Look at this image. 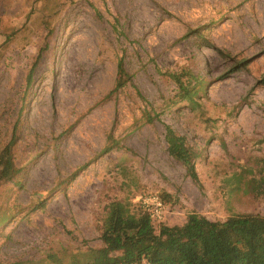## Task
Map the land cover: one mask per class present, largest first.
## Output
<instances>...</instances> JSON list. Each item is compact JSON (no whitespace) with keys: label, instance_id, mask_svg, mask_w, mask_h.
<instances>
[{"label":"rangeland","instance_id":"rangeland-1","mask_svg":"<svg viewBox=\"0 0 264 264\" xmlns=\"http://www.w3.org/2000/svg\"><path fill=\"white\" fill-rule=\"evenodd\" d=\"M120 59L133 87L112 92ZM182 73L202 81L193 105L170 104ZM263 81L264 0H0V153L15 127L18 169L0 185V263L100 247L114 200L165 198L155 228L264 216V193L242 185L264 157Z\"/></svg>","mask_w":264,"mask_h":264},{"label":"trees","instance_id":"trees-1","mask_svg":"<svg viewBox=\"0 0 264 264\" xmlns=\"http://www.w3.org/2000/svg\"><path fill=\"white\" fill-rule=\"evenodd\" d=\"M33 67L27 76L30 86ZM185 76V77H183ZM177 94L170 104L185 102L193 105L203 89L198 76L182 73L171 75ZM131 83L122 59L117 62V74L112 92ZM264 86V81H263ZM134 90L138 93V91ZM152 122V117L146 115ZM12 136L0 153V185L12 181L18 174L12 160L11 149L15 144ZM168 155L181 165L187 176L199 184L194 161L197 155L183 137L168 131L165 136ZM104 149L110 150L114 145ZM255 175L243 184H252L249 192L264 193V157L257 159ZM251 175V171L247 172ZM244 189L243 191L246 192ZM255 190V191H254ZM163 205L165 198L159 196ZM140 206V205H139ZM98 248H87L71 255L67 263L63 258L50 255L53 264H264V216L258 214H235L224 221H210L206 217L190 213L180 226L159 225L154 227L152 215L142 207L133 208L128 202L111 201L104 207V215L98 227ZM0 264H39L28 262Z\"/></svg>","mask_w":264,"mask_h":264},{"label":"built area","instance_id":"built-area-1","mask_svg":"<svg viewBox=\"0 0 264 264\" xmlns=\"http://www.w3.org/2000/svg\"><path fill=\"white\" fill-rule=\"evenodd\" d=\"M136 202L140 206L152 215L154 221L160 222L164 213V205L158 195H145L139 196L136 199ZM140 264H148L145 261H142Z\"/></svg>","mask_w":264,"mask_h":264}]
</instances>
